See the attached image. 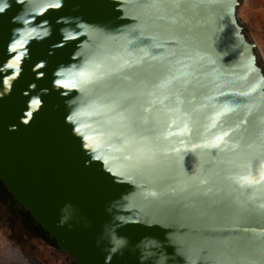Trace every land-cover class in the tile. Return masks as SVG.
Here are the masks:
<instances>
[{
    "label": "water",
    "instance_id": "1",
    "mask_svg": "<svg viewBox=\"0 0 264 264\" xmlns=\"http://www.w3.org/2000/svg\"><path fill=\"white\" fill-rule=\"evenodd\" d=\"M21 2L0 18V180L17 201L77 264H264V68L242 0L166 13L141 0H61L43 12L56 0ZM94 58L131 67L84 89L56 83ZM112 101V146L89 150L83 133L101 117H67ZM224 105L234 111L217 118ZM126 109L135 135L117 116ZM2 239L19 264H42Z\"/></svg>",
    "mask_w": 264,
    "mask_h": 264
},
{
    "label": "snow or ice",
    "instance_id": "2",
    "mask_svg": "<svg viewBox=\"0 0 264 264\" xmlns=\"http://www.w3.org/2000/svg\"><path fill=\"white\" fill-rule=\"evenodd\" d=\"M208 4H211L214 2V0H207ZM201 6H206L205 5V0H196L195 3L191 5H187L183 2V0H171V2H168V0H141V3L137 5L141 10L146 11V12H156V13H161V12H167L169 8L173 9H181L183 7H192V8H199ZM23 3H17V0H11V3L9 2H4L0 3V18H2V14L5 13L6 10H11L12 8H22ZM61 8V0H56L55 3L49 4L47 6H41L40 11H46L47 9H60ZM15 15V13H13ZM159 19H164L165 16H159ZM170 19L175 22L174 17H169ZM40 21H44L47 23V17L41 16L37 23ZM34 31V30H33ZM69 39H72L69 37ZM27 43V40H25L23 37H21L18 40H15V42L12 44V49L15 51L17 49H23L24 45ZM25 51L21 50L19 53L15 56V60L13 63L8 64L7 67L9 69H16L17 72L19 71V62L22 57H24ZM105 59H92L88 61L86 64H84L82 67H80L77 71L71 73V76L67 80H57V84H62L64 87L69 88V89H75V88H81L84 89L86 86H93L96 85L105 79H108L112 77L113 73H119L123 68L125 67H131V65L128 63V61H124L123 64L119 65L116 68H110L108 65L105 63ZM38 67L41 68V75L43 74V66L38 65ZM174 79V78H173ZM264 80V77L261 78ZM170 83V81H164L161 86H164L166 84ZM257 87H260L259 84L250 87L249 91L247 92H239L238 95L240 96H250L251 93L255 92ZM223 95V93H221ZM126 98V97H125ZM41 101L39 99H34L32 101V104L34 107H38L40 105ZM120 107V104L117 103L116 101H112V103H107V104H94V105H89L88 110L86 109H81L78 111L75 115L68 116V120L71 121H78L81 116H96V117H101V119L96 121L97 124V129L91 130L89 132H84L83 133V139L87 141L88 143L84 144L83 146L88 148L89 150L92 151H99L102 149V147H111V133L106 132L105 129L113 123V119L111 116H109V113H113ZM238 107V106H237ZM251 107V106H249ZM126 111H129L130 116H125L122 113H117V116L120 120L127 121V123L124 125L129 128V132L132 133V135H135L134 130L131 128V117L134 116V113H131L130 109H126ZM234 111L233 107H230L228 105H224L222 107L221 111H218L215 115L217 118L220 116L225 115L226 113H231ZM29 116L32 115V113H28ZM212 127H215V124L212 125ZM187 128V125H185L184 129H179V131L182 133L185 129ZM81 129H90V125L88 124H80L78 128H76L77 132H80ZM169 136L172 135V132L167 133ZM122 135H124L122 133ZM227 135V133H221L220 135L214 137V139L210 142H208L209 147H219L220 142L223 140V137ZM107 138V139H105ZM130 144H132V140L129 138H125L124 140V146L127 148ZM195 147V146H194ZM251 147V145H249ZM137 152H140V149H136ZM99 158V157H97ZM152 157H148V159H151ZM126 159L131 160L132 156L126 157ZM144 158L140 157L138 158V163L142 162ZM107 162V161H105ZM123 175V173H121ZM241 181L246 182L247 184H253L256 183L251 179V177H239L238 178ZM261 180H264V172L261 173ZM201 183H206V181H201ZM154 195V194H153ZM264 207V205H262ZM119 244H124V241H118ZM146 264H149V262H146Z\"/></svg>",
    "mask_w": 264,
    "mask_h": 264
},
{
    "label": "rangeland",
    "instance_id": "3",
    "mask_svg": "<svg viewBox=\"0 0 264 264\" xmlns=\"http://www.w3.org/2000/svg\"><path fill=\"white\" fill-rule=\"evenodd\" d=\"M238 17L241 23L244 24L249 37L258 43L260 49V53L258 52L259 62L261 60L264 66V0H242L238 8ZM7 206V203L2 205V200H0V264H19L16 261L17 256L15 254L12 256L4 247L3 234L7 239L12 237L11 242L26 244V252L39 259L40 262L44 259V264H76L74 257L69 258L58 247L53 249L39 237H35V239L33 237V241L30 243V239L25 237L29 232L22 227L21 218L13 215L8 218ZM6 221H8L7 225H5Z\"/></svg>",
    "mask_w": 264,
    "mask_h": 264
},
{
    "label": "flooded vegetation",
    "instance_id": "4",
    "mask_svg": "<svg viewBox=\"0 0 264 264\" xmlns=\"http://www.w3.org/2000/svg\"><path fill=\"white\" fill-rule=\"evenodd\" d=\"M0 200H2V205H4V203H7V212L9 213V217L10 216H19L22 220V224H23V228L25 230H27L29 233L32 234V227L35 226L33 221L31 219H29V217L31 215L28 214L27 209L18 201H16L17 199L15 198V196L10 192V190L7 188L5 189L3 186V182L0 180ZM7 218V220H8ZM7 222H5V225H7ZM13 223V222H12ZM32 224V227L29 225ZM16 225V222H15ZM49 240V239H48ZM59 248V247H58ZM62 252H64L65 254L68 255L69 258H72V256L69 255L68 252L64 251L62 248H59ZM44 259L41 260L42 264L45 263ZM77 264V263H76Z\"/></svg>",
    "mask_w": 264,
    "mask_h": 264
},
{
    "label": "trees",
    "instance_id": "5",
    "mask_svg": "<svg viewBox=\"0 0 264 264\" xmlns=\"http://www.w3.org/2000/svg\"><path fill=\"white\" fill-rule=\"evenodd\" d=\"M247 33V32H246ZM248 35V34H247ZM248 37H249V35H248ZM250 38V37H249ZM260 64L262 65V63H261V60H260ZM263 66V65H262ZM263 68H264V66H263ZM3 186H4V188L5 189H7V187L5 186V184L3 183ZM17 201V200H16ZM23 205V204H22ZM28 211V214L29 215H31L30 217H29V219H31L32 221H33V223H34V225L35 226H33L32 227V224L30 225V223H29V225L32 227V229H33V231H32V234L31 233H28V235H25V237H28V239H30V243L33 241V237H34V239H35V237H39V238H41L42 240H44V241H46L51 247H53V249H54V247H59V248H61L59 245H58V242H57V240L54 238V237H52L51 235H50V233L45 229V228H43V226L34 218V216L31 214V212L29 211V210H27ZM12 237H9V240H12L11 239ZM49 239V240H48ZM18 245L22 248V249H24L25 251H27L26 250V248H25V246H26V244H23V243H20V242H18Z\"/></svg>",
    "mask_w": 264,
    "mask_h": 264
},
{
    "label": "bare ground",
    "instance_id": "6",
    "mask_svg": "<svg viewBox=\"0 0 264 264\" xmlns=\"http://www.w3.org/2000/svg\"><path fill=\"white\" fill-rule=\"evenodd\" d=\"M13 254V253H12ZM14 255V254H13Z\"/></svg>",
    "mask_w": 264,
    "mask_h": 264
},
{
    "label": "crops",
    "instance_id": "7",
    "mask_svg": "<svg viewBox=\"0 0 264 264\" xmlns=\"http://www.w3.org/2000/svg\"><path fill=\"white\" fill-rule=\"evenodd\" d=\"M5 263V262H4ZM8 263V262H7Z\"/></svg>",
    "mask_w": 264,
    "mask_h": 264
}]
</instances>
